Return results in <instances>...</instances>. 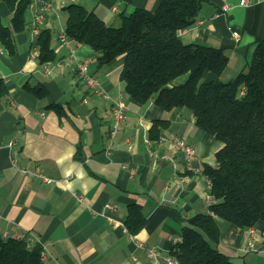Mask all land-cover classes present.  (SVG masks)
Returning <instances> with one entry per match:
<instances>
[{
  "label": "crops",
  "instance_id": "crops-1",
  "mask_svg": "<svg viewBox=\"0 0 264 264\" xmlns=\"http://www.w3.org/2000/svg\"><path fill=\"white\" fill-rule=\"evenodd\" d=\"M160 1L52 0L47 9L32 2L25 31L13 37V51L0 42V236L26 238L30 247L42 249L46 264H166L149 250L171 251L188 220L208 212L210 180L204 167L217 164L223 143L197 127L188 108L166 111L154 100L132 99L122 79L124 56L100 66L101 54L90 46L61 39L65 7L72 3L118 27L123 16L137 9L155 11ZM193 1H201L202 10L180 37L185 44L223 48L230 62L221 78L229 81L251 63L257 39L264 40V0ZM37 13L40 30L52 34L56 58L49 64L40 62L32 33ZM0 14L10 26L12 11L5 2ZM72 53L110 99L79 77ZM213 78L205 74L207 81ZM36 85L46 88V97L29 89ZM114 101L126 110L112 138ZM176 138L192 147V158ZM133 204L146 218L137 234L126 225ZM217 221L218 250L234 264H264V220L250 228Z\"/></svg>",
  "mask_w": 264,
  "mask_h": 264
},
{
  "label": "trees",
  "instance_id": "trees-1",
  "mask_svg": "<svg viewBox=\"0 0 264 264\" xmlns=\"http://www.w3.org/2000/svg\"><path fill=\"white\" fill-rule=\"evenodd\" d=\"M0 2L12 11L10 26L4 25L0 14V42L12 52L13 37L25 31L33 0ZM201 10V1L161 0L155 11L137 9L114 27L84 5L72 3L65 7V33L100 53V66L124 56L122 79L132 99L154 100L166 111L188 108L195 114L197 127L223 143L217 164L204 167L215 202L208 212L188 220L174 254L181 264H234L216 247L220 241L217 219L242 228L264 220V40L257 39L251 63L235 78L223 81L230 62L225 50L185 44L180 37V32L194 26ZM51 39L49 30L36 38L42 64L56 58ZM207 72L214 78L207 81ZM184 75H188L185 81L180 79ZM29 89L39 98L48 94L42 85ZM54 107L63 113L61 105ZM145 224L142 208L131 205L129 231L137 234ZM0 264L46 263L42 249L30 247L26 238L0 236Z\"/></svg>",
  "mask_w": 264,
  "mask_h": 264
},
{
  "label": "built area",
  "instance_id": "built-area-1",
  "mask_svg": "<svg viewBox=\"0 0 264 264\" xmlns=\"http://www.w3.org/2000/svg\"><path fill=\"white\" fill-rule=\"evenodd\" d=\"M33 2L40 3L42 9H47L50 7V2L44 1V0H33ZM249 0H243V3H247ZM113 10H116V8H113ZM229 11V8L227 6H224L223 12L227 14ZM41 22V14L37 13L34 17V28L32 30V33L34 37H37L41 30L38 27V24ZM234 37H238L239 33L234 31L233 32ZM67 36L65 33V30L62 32L61 39L63 43L67 42ZM72 61L76 64V71L79 74V77L90 87L92 91L95 93L101 94L106 99H110L111 97L106 93L104 88L102 87L100 81L89 72V67L87 64L80 62L78 59H76L75 55L72 53ZM125 105L121 101H114L113 105V115H114V123L111 129V137L114 138L119 130L121 129L122 122L125 119ZM167 138L165 136L161 137L162 141H165ZM176 143L179 145V147L185 152L186 156L190 159L193 157L194 151L190 145H188L183 139H174ZM14 145L13 142L10 143V147ZM45 180H48L46 177H44ZM207 204L208 208L210 205H212L215 202V199L212 197V195L209 193L207 195ZM108 209H114L113 205L108 204ZM126 232H128V229H125ZM182 241V237L177 238L175 240L174 247ZM173 248L171 251L163 252L160 249L152 248L149 250V253L151 256H153L156 260L162 261L166 264H181L177 256L174 254ZM43 255V253H42Z\"/></svg>",
  "mask_w": 264,
  "mask_h": 264
},
{
  "label": "rangeland",
  "instance_id": "rangeland-1",
  "mask_svg": "<svg viewBox=\"0 0 264 264\" xmlns=\"http://www.w3.org/2000/svg\"><path fill=\"white\" fill-rule=\"evenodd\" d=\"M183 81H185V80H183Z\"/></svg>",
  "mask_w": 264,
  "mask_h": 264
}]
</instances>
